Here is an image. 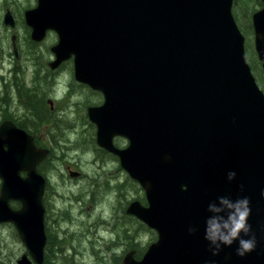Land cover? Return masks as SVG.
<instances>
[{
    "label": "water",
    "instance_id": "obj_1",
    "mask_svg": "<svg viewBox=\"0 0 264 264\" xmlns=\"http://www.w3.org/2000/svg\"><path fill=\"white\" fill-rule=\"evenodd\" d=\"M232 8L233 0H37L25 13L34 40L58 34L54 67L74 56L76 79L102 92L103 105L89 109L97 142L146 192L148 206L135 201L127 213L158 241L124 264H236L240 240L253 244L264 231V92ZM4 23L14 25L11 13ZM253 28L264 72V7ZM46 155L24 130L1 125L0 224L15 226L33 259L18 264L44 261L37 166ZM241 212L244 228L223 242Z\"/></svg>",
    "mask_w": 264,
    "mask_h": 264
},
{
    "label": "flooded vegetation",
    "instance_id": "obj_2",
    "mask_svg": "<svg viewBox=\"0 0 264 264\" xmlns=\"http://www.w3.org/2000/svg\"><path fill=\"white\" fill-rule=\"evenodd\" d=\"M11 14L14 21L12 27H15L17 16ZM20 36L18 37L16 34L10 36L11 44L9 49L5 47L3 50V58L0 62V70L2 71L0 72V111L3 112L0 117V127L5 122H11L32 137L37 149L47 151L46 157L37 166V171L44 177L46 182L43 196L45 207L44 231L46 234L43 264H60L61 260H66L69 257L71 249L74 250V259H76L77 249L74 246L76 235L71 232V225H68L66 229L61 225L62 221H65L64 224L71 222L66 220V210L58 208V228L57 221L51 219L50 203L52 202L51 196L48 194V187L49 185L51 187L63 185L70 188L74 186L76 180L81 182L82 180L87 181V179H85V173L82 169H74L75 165L79 166L78 162L73 163V161L67 160L65 167L59 168L56 167L57 160L62 161L64 157L65 159L71 158L67 152L68 149L73 152L81 150L82 153L88 150L94 155V159L102 163L103 160L101 159L104 153L97 147L96 127L92 124L89 116L86 122L88 126L86 127L84 120H78L79 107L90 100V96L82 88L87 91L92 89L76 79L74 58L63 61L54 67L56 56L52 53V48L55 44L51 46L50 53L46 55L37 50V46L40 44L34 42L31 33L28 35L26 32L25 36L22 34ZM22 37L25 40L22 41ZM4 39H6V35ZM25 44L30 46V52L28 53L20 46ZM70 60L73 61V64L67 62ZM64 77L68 78L65 86L66 90L59 94V90L63 87L62 78ZM64 81L65 79H63ZM83 95L84 97H82ZM74 98L75 102L73 101ZM67 134L72 135V137L66 138ZM54 138H58V140L56 141ZM117 138L120 137L115 139ZM88 143L94 147H90ZM59 153L60 155H57ZM75 153L77 157V152ZM104 155L108 156L109 154ZM52 156L55 161L53 166L55 167L54 175L57 181H53L51 184L50 177L44 167ZM21 176L27 177V173L22 172ZM70 235L73 236L72 244L69 238ZM259 235L262 238L261 250L263 252L259 256V264H264V231L260 232ZM240 251L241 249L236 247V264H253L251 257L239 254Z\"/></svg>",
    "mask_w": 264,
    "mask_h": 264
},
{
    "label": "rangeland",
    "instance_id": "obj_3",
    "mask_svg": "<svg viewBox=\"0 0 264 264\" xmlns=\"http://www.w3.org/2000/svg\"><path fill=\"white\" fill-rule=\"evenodd\" d=\"M37 7V0H0V62L1 58H3V50L5 47L6 49H9V46L11 44L10 42V36L12 34H16L18 37H21L22 34L25 36L26 32L28 35L33 34L32 28L26 23V17L25 13L26 11L32 10L33 8ZM264 7V3L262 0H238L237 2L234 1L233 6V14L236 17V13L238 15L239 20L237 21L240 28H243L244 31H246V26H250L253 23V15L254 13L260 11ZM10 12L13 13V15L17 16L16 19V25L15 27L5 25L4 24V18L6 14ZM237 19V17H236ZM46 31V35L42 41H36L34 42L40 44L37 46L38 51H42L44 54L48 55L50 53V48L54 44H58V36L54 32ZM48 33V34H47ZM20 34V35H19ZM6 35V39H4ZM246 37V50L252 51L254 50V33H250L246 31V34L244 33ZM25 40L24 37H22V41ZM57 42V43H56ZM54 45V46H55ZM21 48L26 51V53L30 52V46L20 45ZM53 46V47H54ZM248 46V48H247ZM253 47V49H251ZM247 52V55H249ZM251 52V53H252ZM53 53V52H52ZM54 54V53H53ZM7 57V56H6ZM53 58V57H52ZM248 60L251 63V59L248 56ZM72 63L73 61H67ZM73 64V63H72ZM74 70H75V64H74ZM0 72H2L0 70ZM63 79L65 81L63 82ZM68 78L64 77L62 78L63 87L59 90V94L62 93L65 89V86L67 85ZM76 83V82H74ZM77 84V83H76ZM75 84V85H76ZM89 96L90 100L85 103L83 106L79 107V112L77 116H79L78 120H84L85 127L87 125V120L89 116V109L92 107H99L104 103V98L101 95L102 93L98 90H94L92 87L91 91H87L84 88H82ZM261 89L264 91V88L261 87ZM95 91V92H94ZM99 92V93H98ZM81 96V95H80ZM84 97V95L82 96ZM87 99V98H85ZM77 101V100H76ZM3 112L0 111V117ZM72 114V113H71ZM70 115V114H69ZM95 125L94 123H92ZM92 127L94 128V126ZM96 127V133H97V126ZM89 129V128H88ZM72 135L67 134L66 138H71ZM120 137V136H116ZM115 137V138H116ZM113 139V145L117 149H125L127 147V140L126 139ZM54 140H58V138H54ZM123 141V142H122ZM122 142V144H121ZM98 144V142H97ZM90 147H94L90 143H88ZM125 145L126 147H124ZM56 147V146H55ZM101 149V151L104 154L109 155H102L103 162L100 163L97 159H94V155L88 150H85L84 153L80 151L77 152V157L75 156V152H70V157L66 158L64 157V160L60 161V159L57 160L56 167L64 168L65 162L67 160L73 161V163L78 162L79 166L74 167V169H82L83 172L88 176H91L94 178V186L90 187V192L85 197V199L79 203L74 201V195L78 196L81 193V187H84L83 191H89L87 189V183L88 181H83V184L81 183L78 186L77 191H75V187L71 186L70 188H67L63 185H54V187H51L49 185V191L48 194L51 196V202L50 203V216L53 221H57V228L59 226V213L58 208H61L62 210H66V220H69L71 222H67V224H61L63 228H67L68 225H71V232H73L76 235V240L74 242L75 248H79L82 252L83 256H80V262L83 264H90L94 262V258L96 255V252L93 248V245H90L88 241H85V235L87 227L83 223L80 222L78 213L80 210H82V204H83V212L87 214L88 212L91 213L95 217H99V222H101V218L110 217V228H108V232H104L103 225H98V235L101 237H105L111 241L116 240L119 242V248H115L116 252L112 254L111 259L108 261H100L97 264H124V258L127 254L130 252H133V258L135 260L138 259L140 256L143 257L144 253L147 251L146 248L149 247L150 244L154 243L158 239L157 232L150 228L147 224H145L143 221H141L139 218H137L134 215L128 214L127 210L131 206V204L135 201L140 202L141 205L147 206V198L145 197V190L142 188V186L134 179L130 177L127 171L123 169L121 166V160L120 158L109 152L108 150L102 148L97 145ZM123 147V148H122ZM57 151V150H56ZM55 151V153H56ZM57 155H60L57 154ZM54 158L51 157L50 161L45 165L44 169L46 170L47 174L50 177V182H56L57 179L54 175ZM58 172V171H57ZM76 173L75 171H73ZM78 174V172H77ZM77 177V176H76ZM75 177V178H76ZM82 182V181H81ZM2 181L0 182V191H1ZM115 187V189H114ZM67 197V199H66ZM11 201V206L15 209H20L21 204L19 202ZM78 209V211H77ZM129 217V218H128ZM129 226L132 228H129ZM126 227V229H125ZM137 235L139 238V244L142 248V250L139 252L140 249L137 250L132 249L130 247L131 239H135L136 236L131 237V233ZM77 235H82L80 238V243L77 246ZM54 236V234H53ZM70 242L73 243V236L70 235ZM137 240V238H136ZM93 242V238H92ZM94 243V242H93ZM24 254H28V257L33 261L29 250L27 249L24 242L21 240L17 229L12 223H4L0 224V263L2 264H18V260L21 259V257ZM74 260V250L69 251V257L67 258V264H70V261ZM60 264H66V260H61Z\"/></svg>",
    "mask_w": 264,
    "mask_h": 264
},
{
    "label": "bare ground",
    "instance_id": "obj_4",
    "mask_svg": "<svg viewBox=\"0 0 264 264\" xmlns=\"http://www.w3.org/2000/svg\"><path fill=\"white\" fill-rule=\"evenodd\" d=\"M73 101L75 102V98ZM67 152L70 155V152H72V150L68 149ZM85 179H87V181H88L87 189L89 190L91 186L92 187L94 186L95 180H94V178H92L89 175L87 176L86 174H85ZM83 181H85V180H82V182H80L79 180H76L74 182L75 191H77L78 186L81 183L83 184ZM80 189H81L80 190L81 193L78 196L74 195V201L79 202V203H81L85 199V197L88 195V193L90 192V190L89 191H86V190L83 191L84 187H81ZM114 189H115V187H114ZM66 199H67V197H66ZM77 211H78V209H77ZM78 216H79L80 222L83 223L84 225H86V227H87L86 235H85V241H88L90 245H93V248L96 252L94 262H92L90 264H97L98 262H100L102 260L108 261L109 259H111L112 254H114L116 252L115 248L116 247L119 248V242H117L116 240L111 241L105 237H101L100 235H98L99 234L98 233V230H99L98 225H103L102 230L104 232L109 233V230L107 227L110 228V225H111L110 217L111 216L106 217V218H101V222H99L98 216L95 217L89 212L87 214H85L83 212V204H82V210L79 211ZM64 222L62 221L63 224H64ZM129 228H131V227L129 226ZM64 229H66V228H64ZM125 229H126V227H125ZM130 235H132L131 237L136 236L137 240H136V238L134 239V244H135L134 248L136 247L137 250L140 249L139 250V252H140L142 250V248L139 244V238L137 237L136 234H134V232L131 233ZM81 237H82V235H77V246L81 242L80 241ZM92 238H93L94 243L92 242ZM76 249H77L76 261L78 262L77 264H83L79 260L80 256H83V254L79 248H76Z\"/></svg>",
    "mask_w": 264,
    "mask_h": 264
},
{
    "label": "trees",
    "instance_id": "obj_5",
    "mask_svg": "<svg viewBox=\"0 0 264 264\" xmlns=\"http://www.w3.org/2000/svg\"><path fill=\"white\" fill-rule=\"evenodd\" d=\"M234 1H238V0H234ZM236 17H237V21L239 20L238 18V15L236 13ZM235 17V18H236ZM246 31L247 32H250V33H254V28H253V25H250V26H246ZM241 30L246 34V31L243 30V28H241ZM248 48V46H247ZM253 49V47L251 48ZM248 52V51H247ZM252 51H249L248 52V56L249 58L251 59V66H252V70H253V74L254 76L256 77V80L259 84L260 87L264 88V73H263V70H262V63L258 60V57H257V54H256V51H255V48L253 50V52L251 53ZM15 203V202H14ZM13 207V206H12ZM129 218V217H128ZM75 237V235H74ZM76 239V237H75ZM134 240L131 239V244H130V247L133 249L134 248ZM147 250V248L145 249ZM51 253H54L53 251H51ZM55 254V253H54ZM143 256V255H142ZM138 259H141V256L138 258ZM66 263H67V259H66ZM78 262L76 261V259L70 261V264H77Z\"/></svg>",
    "mask_w": 264,
    "mask_h": 264
},
{
    "label": "clouds",
    "instance_id": "obj_6",
    "mask_svg": "<svg viewBox=\"0 0 264 264\" xmlns=\"http://www.w3.org/2000/svg\"><path fill=\"white\" fill-rule=\"evenodd\" d=\"M230 175H234V174H230ZM244 218H245V213H239V219H235L233 217L232 219V227L229 230V234L228 235H220V239L225 242V243H231L232 242V238L236 237L237 233L244 228ZM225 228H228L229 225L225 224L224 226ZM215 235L210 236V239L215 240ZM240 245L242 246V249L244 250H250L252 248V243L250 241H245V240H240ZM239 254H243L242 251L239 252Z\"/></svg>",
    "mask_w": 264,
    "mask_h": 264
}]
</instances>
